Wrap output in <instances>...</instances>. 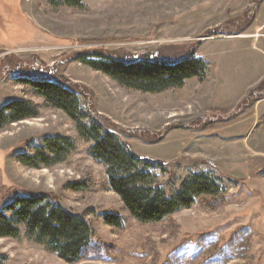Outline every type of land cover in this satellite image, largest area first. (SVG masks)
Returning <instances> with one entry per match:
<instances>
[{"label": "rangeland", "instance_id": "obj_1", "mask_svg": "<svg viewBox=\"0 0 264 264\" xmlns=\"http://www.w3.org/2000/svg\"><path fill=\"white\" fill-rule=\"evenodd\" d=\"M0 106L31 101L39 115L0 128V209L15 196L47 194L81 214L94 234L74 264H264V0H0ZM205 58L203 81L143 92L84 65L92 53L120 59ZM98 55H93V57ZM75 89L85 111L131 149L161 162L168 193L204 173L219 186L160 222H141L110 189L89 142L25 80ZM75 149L49 167L21 164L47 137ZM87 187L73 190L69 184ZM122 217L107 225L101 214ZM0 264H70L26 237H0Z\"/></svg>", "mask_w": 264, "mask_h": 264}, {"label": "trees", "instance_id": "obj_2", "mask_svg": "<svg viewBox=\"0 0 264 264\" xmlns=\"http://www.w3.org/2000/svg\"><path fill=\"white\" fill-rule=\"evenodd\" d=\"M81 1L48 0L53 6L71 7L81 6ZM79 60L121 85L151 93L181 87L190 78L203 81L211 72V64L194 51L179 61L150 57L120 59L96 53L81 56ZM21 82L28 84L46 105L61 110L74 123L78 134L90 143L88 156L103 166L110 189L136 220L160 222L183 208H190L203 195H218L219 186L204 173L193 175L183 181L176 192L168 193L157 179L156 171H164L163 163L138 155L117 133L93 119L85 111L75 89L49 77L47 80L24 79ZM38 109L31 101L12 100L0 106V128L37 117ZM74 149L71 138L59 135L45 138L32 153L20 152L15 158L28 167H49L64 161ZM69 187L82 190L87 185L80 181L69 184ZM101 218L107 225L120 226L122 223V217L114 212L103 213ZM22 228L26 237L70 264L83 259L94 234L91 224L81 214L41 193L15 196L0 209V237L17 238Z\"/></svg>", "mask_w": 264, "mask_h": 264}]
</instances>
